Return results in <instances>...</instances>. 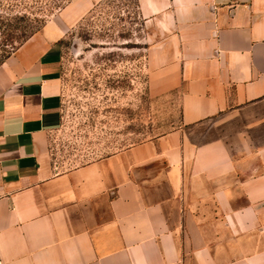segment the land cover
I'll return each instance as SVG.
<instances>
[{
	"label": "crops",
	"instance_id": "1",
	"mask_svg": "<svg viewBox=\"0 0 264 264\" xmlns=\"http://www.w3.org/2000/svg\"><path fill=\"white\" fill-rule=\"evenodd\" d=\"M78 0L0 64V264H264V0H137L180 123L60 170Z\"/></svg>",
	"mask_w": 264,
	"mask_h": 264
},
{
	"label": "rangeland",
	"instance_id": "2",
	"mask_svg": "<svg viewBox=\"0 0 264 264\" xmlns=\"http://www.w3.org/2000/svg\"><path fill=\"white\" fill-rule=\"evenodd\" d=\"M74 7L85 12L64 43L62 125L50 137L53 161L64 171L155 139L180 123L178 94L148 93L150 41L137 0H78Z\"/></svg>",
	"mask_w": 264,
	"mask_h": 264
},
{
	"label": "trees",
	"instance_id": "3",
	"mask_svg": "<svg viewBox=\"0 0 264 264\" xmlns=\"http://www.w3.org/2000/svg\"><path fill=\"white\" fill-rule=\"evenodd\" d=\"M70 2L71 0H0V64L38 33L55 11ZM96 8H102V2ZM128 47L133 49L136 46Z\"/></svg>",
	"mask_w": 264,
	"mask_h": 264
}]
</instances>
